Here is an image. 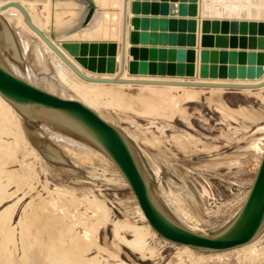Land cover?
<instances>
[{
  "label": "rangeland",
  "instance_id": "obj_1",
  "mask_svg": "<svg viewBox=\"0 0 264 264\" xmlns=\"http://www.w3.org/2000/svg\"><path fill=\"white\" fill-rule=\"evenodd\" d=\"M72 1L78 4V15H74V12H67L62 15L61 21L55 20V22L57 21V24L54 22L56 25L51 24L52 21H50L52 20L50 18L51 8L48 11L42 3H34L36 8L33 6L34 11L32 10L36 17L39 15L42 18L41 22L44 23V27L47 21H50L46 25L45 30L47 31L48 29L49 33L59 39L63 38V46L69 51L75 49L78 43L67 41V39L75 35L79 28L88 23V19L90 20L92 14L91 11L94 8V5L89 0ZM139 1L142 2L143 0ZM143 2H148L151 5L156 4L157 7L164 3L172 13L168 15H143L144 17L158 19L151 31H149L150 29L143 30L141 38L143 39L145 34L146 36L152 35L151 39H155V43L151 42L149 45L157 48L161 47L164 50L163 66L166 67L168 65L167 67L171 68L174 66L175 68L179 66H183L182 68L199 67L198 71L193 70L191 74H176L175 76L177 77H185L184 75H186L185 78L187 79L200 78L206 80L219 77V73L215 70H213V73L212 71L211 73L207 71V76H200L202 68L200 65L203 64L200 61L201 53L204 49L209 52H217V58L220 57L219 59H225L226 56H222L224 51L235 50L240 53L239 64L237 63L236 65H250L245 62V54L243 53L248 48L249 50L251 48L248 45H242V42L245 40L248 44L253 39L264 36L244 33L240 28L237 32L234 30L236 23H239V25L247 24L248 29L253 22L264 23V19H261V16H257V19H251L249 15H242L244 7L249 8L248 11H250V7L254 5L251 0H219V2L217 0H144ZM259 2L262 3L263 0ZM259 2L252 7L255 8V13H262L264 10L262 8L263 5ZM180 3H185V7L181 8L185 12L182 16L177 15V13L180 14L179 7L182 6ZM219 5L224 6V9L221 10ZM235 8L239 9V14L236 16L233 15ZM41 12L43 14H40ZM99 13L104 12L100 11ZM209 13L212 15L205 16ZM40 17L37 18L41 20ZM47 18L49 19L46 21ZM181 20L184 21L182 22ZM213 20H218L219 23H225V25L228 23L227 31H218L216 26H214L216 32L209 30L210 24L208 25V23ZM174 21L177 22L172 25L171 23ZM8 26L15 37L19 52H21L23 61L17 63L19 64V74L21 77L23 76L22 78H26L25 80L30 83L61 97L86 102L85 96H81L78 91L73 89L74 87H71L77 85L78 82L74 83L75 81L72 78L67 77L73 82L68 79V84L62 83L58 75V71H61L60 67L56 65L54 58L43 47L39 48V41L31 32L15 22L8 23ZM204 31H208V33ZM251 32L253 31L250 30ZM146 36L145 38H147ZM210 38L213 41L212 45L207 44ZM218 38H221L220 40L222 41L226 40L228 42L227 47H219L217 44H221L222 41L218 43ZM25 41L30 43L29 50L22 48ZM236 42L237 45L234 46ZM39 49L45 56L46 64H43V61L40 63L38 59L36 50ZM94 49L95 45L86 42L85 44H79L73 55L85 67L93 68L91 64L93 61L97 62L99 61L98 58L109 57V54L103 55L105 52L98 50L97 47V51ZM100 52L102 53L101 55ZM258 52L264 54V47ZM220 53L221 55H219ZM82 58L84 61L80 60ZM210 59L214 58L211 57ZM219 62L216 63L218 67ZM197 64L200 65L197 66ZM205 64L212 65L210 61L205 62ZM221 64L223 63L221 62ZM217 66L213 68H218ZM105 87L108 92H104L107 90L102 89V87H98L99 89L94 87L93 89V91H98V93L103 92L101 95H104V97L102 95L101 98L99 97L100 99H97L100 105L98 102V104L95 103L98 106L97 108L95 106V109L124 134L136 154L138 153L136 156L139 162L142 160L141 163L145 164L146 170L148 169L147 171L150 174L149 184L154 191H158L157 194L159 193V201L163 209L175 221L180 222V224L183 222L181 225L186 228H195L196 232L208 235L219 231L222 226L236 215L242 206L264 152V90L255 92L220 90L215 91V93L204 90L203 93L200 91V98L190 101H180L177 97L181 91L173 90L167 93L165 96L167 99L156 100L157 106L155 101V104L152 105V107L154 106L152 110H155L151 113L152 111L147 112L143 105L146 102L149 104V101H151L149 96L154 95V91L152 93L149 89L146 90V88L140 87H124L123 89H116V87L113 89L111 86ZM88 88L92 89L93 86ZM110 88L112 89L110 90ZM113 90L117 91L114 92ZM118 91H121L119 92L121 93L120 95L117 93ZM112 92L115 94H112ZM106 93L107 95L105 96ZM116 95L117 97H115ZM118 95L122 97L120 101L114 99L118 98ZM111 97H114L113 104ZM130 98L133 101H130ZM124 100L126 104L128 103L127 105L130 104L129 101L131 102L130 107L124 104ZM115 102L116 104L119 102L122 104L116 105ZM21 118L25 134L31 145L38 147L37 143L39 142H34V138L31 136L38 135L41 140H44L45 136L42 127L46 123L39 119L28 120L23 116ZM60 132L85 145L88 144L91 149L102 152L93 142L86 140L78 133H68L64 130H60ZM55 146L59 147L57 143H55ZM27 147L28 150L18 149L16 156L7 160L6 169L13 174L15 173L14 178H16L13 180L19 184L13 183L10 185L9 191H16V194L13 198L0 205V212H2L9 204L13 205V203L15 204L20 200L11 223V226L15 227L14 240L17 244L15 241L14 243L15 246L18 245L17 254L19 257L24 255V247L27 244L24 239L27 234H30L32 252L34 244L40 242L38 252L36 250L34 253L36 255H39V252L45 253L41 264L51 262V259H56L54 257L57 255L59 256H57L59 264H63L60 262L61 258L64 259V256H66L68 262L71 260L70 258H73V255L75 257L78 256L75 255L77 252H79V256L77 259L71 260L72 263L74 262L73 264H76L75 262L81 264L82 261L85 262L86 260V264H90L91 259L95 261V264H264V229L260 233V239L251 249L231 250L206 258L198 255H209V253L214 252L204 250L202 252L196 249H194V252H192L193 250L184 251L181 245L171 243L161 238L158 234L152 233L148 236V243L154 251L151 253L147 251V254H145L147 257H145L141 251L127 246L125 239H134L131 226L137 225L145 228L150 226L144 218L130 187L122 180L119 170L110 159H105L93 153L94 150L82 152L83 159H79L67 152V150L61 149L67 162L52 163L37 158L33 154L30 144H27ZM89 154L91 155L89 156ZM32 167L35 173L30 175V168ZM156 170L158 171L157 174L155 173ZM17 173L21 177L29 176L30 181H17L21 178ZM16 175L20 178H17ZM7 181L8 179L4 177L3 182L6 183ZM31 183L35 184V186ZM60 188L64 189L66 194H63V190ZM26 193L29 194L27 195ZM61 194L65 197H62ZM97 200L104 201L107 205L110 219L106 224L101 223L102 221H100V224L99 220L96 219L95 212L92 210V207L95 210V206L99 202ZM35 216L39 217H37L38 220ZM116 222L121 227L118 235L114 234ZM93 223L95 224L94 227L92 226ZM91 227L98 232L91 230ZM88 228L91 231V236L87 238L85 231ZM22 229L24 232H22ZM36 231L40 233V236ZM24 233L27 234L25 235ZM119 235L123 236L119 237ZM2 236H4V233L0 235V237ZM35 236L40 241L34 239ZM93 236L97 240L95 238L91 239ZM78 238H80L79 242H77ZM75 241L78 244L84 245L86 243L87 245H80V248L77 245L78 248L76 249ZM31 249H27L26 252L31 251ZM40 249L41 251H39ZM84 250L86 251L83 252ZM72 253L73 255H71ZM48 255L51 259L47 258ZM60 256L62 257L60 258ZM71 261L68 263L64 262V264H72Z\"/></svg>",
  "mask_w": 264,
  "mask_h": 264
},
{
  "label": "bare ground",
  "instance_id": "obj_2",
  "mask_svg": "<svg viewBox=\"0 0 264 264\" xmlns=\"http://www.w3.org/2000/svg\"><path fill=\"white\" fill-rule=\"evenodd\" d=\"M8 1H17L22 6H24L26 11L30 15L31 21L38 28H40V30H42L46 34V36L63 52V54L69 60H71L78 67V69L81 72H83L87 76H91V77H95V78L111 79L118 73L119 63H120V43H121L123 0H89L94 5L93 11H91L92 14H91L90 20L88 19V23L85 26H83L82 28H79L78 32L75 35H73L72 37H69L67 39V41H70V42H74V41L77 42L78 45L79 44H85L86 42L92 43L93 45H95V49L97 47L98 50L105 52V54L103 53V55L109 54V57L107 56L108 58H105V57L101 58V59L98 58L99 61H97V62L93 61L91 63L93 68L85 67L74 55H72V53L69 50H66V48L63 46V43H62L64 41L63 38L59 39L56 36H54L53 34L49 33L48 29H47V31L45 30L46 25L49 24L48 22L52 21L51 24L52 23L54 24L55 20L62 19V15L67 13V12H74V15L77 16L78 13H79L78 12L79 10L77 8V6H78L77 3H75L72 0H70V1L69 0H0V6L2 4H5ZM135 1L136 0H128L127 23H126V38H125L126 58H125L124 71L120 75L121 79L139 78V79H142V80L212 82V83H218V84L231 83V84H243V85H253V84H257V83H259V82L264 80V54L262 52H258V50H261V48L264 47V36H263L264 35V23L253 22V23H251L249 25L250 27L248 29L247 24H240L239 25V23L235 22L237 24L235 26V28H234L235 32H237L238 29L240 28L242 30V32H244V33H249L251 35L259 34L260 36H263L262 38L258 37L256 39H253L248 44L246 43L245 40H244V42H242V45H248V47L251 48L250 51L256 52L257 59H256L255 64L246 65V66H239V65L230 66L228 63L227 64H221V61H220L218 63L219 67L217 66L218 68L214 69L215 71H217L219 73L218 74L219 77L217 79H212V80H206V79H200V78L187 79V78H185L186 75H184L185 77H179V76L177 77L175 75L176 74H183V73L191 74L193 72V70L194 71L195 70L198 71L199 67L198 68L197 67L196 68H187V67L186 68H182L183 66H179L178 65L179 66L178 68H175V66L171 68V67H167L168 65L166 67L163 66L162 62H163L164 54H165L164 50L161 49V47H159V46H158L159 48H157L155 46L149 45L151 42L155 43V39L154 40L151 39L152 35L146 36V34H145V36L147 38H145V36H144L145 39L141 38V34L143 33V30H145V29L149 30L150 29L149 31H151V28H153V26L156 25V23L158 22V19L154 18V17H146V16L144 17L143 15H140L141 16L140 19L142 20L141 24L137 28H135L134 24L132 23V17L135 16V15H133V13L131 12V4H132V2H135ZM217 1L219 2V0H217ZM245 1H248V0H245ZM251 1H252L251 3H253L254 5L250 7V11H248L249 8L244 7L242 15L243 16L249 15V17H251V19H257V16H259V17L261 16V19H264V10H263L262 13H260V12L259 13H255L256 12L255 8H252L256 4H258V2L261 1V0H251ZM34 3L35 4L42 3V5H44V8L48 9V11H50V8H51V11H50L51 12V14H50L51 17L50 18L52 20L49 21L48 20L49 18H47L46 21L47 20L48 21H47V24L45 25V27H44V23L41 22L42 18L38 15L39 13L36 14V15H38L37 17H40L41 20H39L35 16V14H33V11H34L33 10V6L35 7ZM260 4L263 5V7L262 6L261 7L264 9V0ZM217 5H218V3H217ZM219 7H220L221 10L224 9L223 8L224 6L222 7V6L219 5ZM76 8H77V10H76ZM96 10H97V12H96ZM48 11H46V12L50 13ZM100 11H103L104 13L100 14L99 13ZM248 12H249V14H248ZM40 14H43V13L41 12ZM238 14H239V9L235 8V10L233 12V15L236 16ZM207 15L211 16L212 14L209 13V14H206L205 16H207ZM215 17H219V16H215ZM70 19H72V17H70ZM156 20H157V22H156ZM14 22L16 24H18V25H21L23 28H25L29 32H31L37 38V40L39 41V44H38V46L40 45L39 48L43 47L54 58L53 60L56 61V65H58V67H60V69H61V71H58V69H57V71H58L59 78H60V80L62 81L63 84H68L67 82L69 80H71L69 78H72V80L75 81L74 83L78 82L77 85H74V86H71V87H74L73 89L78 91L79 94H81V96L82 95L85 96L84 99H85L86 102H82V101L81 102L84 103L85 105L89 106L90 108H92L98 114H99V112L95 109V106H96V108L98 107L97 104L99 102H98L97 99L99 97L101 98V96L103 95V94L101 95V93H103V92L98 93V91L97 92L95 90L93 91L94 87L96 89L98 87L99 88L102 87V89L103 88L106 89L105 86H109V87L111 86V87H113V89H114V87H116V89L117 88L118 89L119 88L123 89L124 87H130V88L140 87V88H146V90L149 89L152 93H154V92L155 93H154V95H151V93L149 91V93L151 95V96H149V99H151V101H149V104H147L148 102H146V104L143 105V108L147 112L151 110L152 111L151 113H153L154 110H155V109L152 110V108L154 107V106L152 107V105L155 104V101L156 100L158 101V99H161V98L164 99L165 96L167 95V93H170L173 90L181 91L180 95L178 94L179 96L177 97V99H179L180 101H182V100L183 101H190V100H195L197 98H200V95H201L200 91H202V93H203L204 90L211 91L212 93L213 92L215 93V91H220V90H235V91H242V92L243 91L255 92V91L264 90V86L256 88V89H251V88L228 89V88H224V87H200V86H184V85H163V84L158 85V84H131V83H112V82H87V81L81 79L78 75H76L75 72L69 66H67L64 63V61L61 58H59L58 55L36 33H34L25 24V22L23 20V15L21 14V12L16 7H9L7 9H5V10L0 11V63L3 66H5L8 70H10L11 72L15 73L18 76H20V74H19L20 68H19V64L17 62H20V61H23V60H22V57H21V52H19L15 37L12 34V31L10 30V27L8 26V23H14ZM176 22L177 21H174L171 24L174 25ZM241 23H243V22H241ZM56 24H54V25H56ZM58 26H60V25H58ZM216 28H217V26H216ZM250 30H252L253 32L250 33ZM135 31L139 32L140 37H138V40L141 43L137 42V40H136L137 37H135V35L133 34ZM225 31H227V30H225ZM220 39L221 38H218V43L220 41H222ZM234 39H236V38H234ZM211 40L212 39L210 38L209 41L207 42V44L209 43V44L212 45L213 41H211ZM27 41L23 42L24 43V45H23L24 47H22V48H24V50H27V49L29 50L30 43H28ZM159 41H163V40H159ZM227 44H228V42L226 40H223L221 44L219 43L217 45L219 47H227L226 46ZM236 45H237V42H236V44L234 46H236ZM34 48H36V47H34ZM252 48H254V49H252ZM97 49H96V51H97ZM228 51L229 50L224 51L223 53L221 52L222 56L223 55L225 56ZM247 51H249V48H248ZM26 52H24V53H26ZM246 52L243 53V54H246ZM24 53H23V55H24ZM36 53L38 55V59H39L40 63L43 61L42 63L46 64L45 63V56L41 52V49L36 50ZM221 53L219 55H221ZM101 54L102 53L100 52V55ZM186 54H188V53H186ZM238 54L240 55V53H238ZM243 54H242V56H243ZM177 55H178V53H177ZM188 58H189V56H188ZM199 65L200 64H197V66H199ZM210 66H211V64H210ZM26 69H28V68H26ZM209 69H211V68H209ZM28 71H29V69H28ZM195 75H196V73H195ZM67 77H69V78H67ZM51 84H53V83H51ZM50 86H52V85H50ZM89 86H90V88H91V86H93V88L89 89L88 88ZM62 88H63V86H62ZM63 89H65V87ZM111 89L112 88H110V90ZM116 91L117 90H115L114 92H116ZM104 92H108V90L104 91ZM114 92H112V94ZM119 92H121V91H118L117 93H119ZM143 92H145V90H143ZM120 94L121 93H119V95ZM106 95H107V93L105 94V96ZM119 95H118V98L111 97L112 104L114 103L113 102L114 101L113 98L116 101H120V99H122V97L119 96ZM103 97H104V95H103ZM115 97H117V95ZM119 97H121V98H119ZM147 98H148V96H147ZM123 99H125V98H123ZM126 99H128V98H126ZM165 99H167V98H165ZM129 100L133 101L131 98ZM130 101H129V103L131 104ZM142 101H144V100H142ZM157 101H156V104H155L156 106H157ZM164 101H166V100H164ZM95 103H97V104L95 105ZM119 103H121V102H119ZM119 103H117V104H119ZM141 103H144V102H141ZM115 104H116V102H115ZM124 104H126L125 100H124ZM127 104H126V106L130 107V104L129 105H127ZM99 105H100V103H99ZM111 106H114V105H111ZM122 107H124V105H122ZM158 107H159V104H158ZM99 115L102 117L101 114H99ZM22 116L27 118L28 120H38L39 119L43 123L44 122L46 123L44 125V127H42L43 131H44V136H45L44 140H41L38 135L31 136L32 138H34V142H36V143L39 142V143H37L38 147L36 145H31L29 139L27 138V136L25 134L24 127H23V124H22V118H21ZM102 118L105 119L104 117H102ZM60 130L61 131L64 130L65 132H68V133L71 132V133H78L79 134L78 127L74 123H71L67 119H65L62 116H60L59 114L53 113V112H51L49 110H46V109L38 107V106H17V105H13L10 102H8L4 97H2L0 95V205L3 202L13 198V196L16 194V191H14V192H10L9 191L10 185H12L13 183L17 184L16 181L13 180V179L16 178V177L14 178V176H15L14 174L15 173L13 174L12 172H10V170H7L6 169V165H8L7 164L8 163L7 162L8 159H10L11 157H15L16 156L18 149L23 148L25 150H28L27 144H30V148H31L33 154H35V156L37 158H39L41 160H47V161L52 162V163H62L64 161H66V159L64 158V156L62 154L63 150L61 152V149L67 150V152L71 153L73 156H75V157H77L79 159H83L82 158V154H83L82 152L87 151V150H89V151H93L94 150V149H91L90 147H88V144H86L87 145L86 146L85 144L81 143L80 141H77V140L73 139L72 137H70V136H68V135H66L64 133H61ZM83 135H82V137H84L86 140H89L86 135L85 136L87 138L85 136H83ZM42 137H43V135H42ZM10 138H11V140H10ZM55 143H57L59 145V147L55 146ZM129 144H130V142H129ZM130 147H131V149H132V151L134 153V156L136 157V160L138 162V165H139V168H140L142 174L144 175V177L146 178V181L149 184L150 183V174L147 171L148 169L146 170V168L144 167L145 164L143 165V163H141L142 160H141V162H139V160H138V158L136 156L138 153L136 154V152H135V150H134V148H133V146L131 144H130ZM40 148H41V150H39ZM93 153L98 154V155H100L101 157H103L105 159L108 158V160H109V157L103 151L100 152L98 150H94ZM90 155L91 154H89V156ZM139 158H140V156H139ZM30 169H31L30 170V175L35 173V171L33 172V167L30 168ZM155 173L157 174L158 171L156 170ZM17 175H18V173H17ZM119 175L122 178V180L125 181V179L123 178V176L121 175L120 172H119ZM18 176H20V175H18ZM18 176H17V178L21 177V176L20 177H18ZM23 176H24V174H23ZM4 177H6V179H8V181L6 183L3 182V178ZM32 177H33V175H32ZM21 178H20V180H17V181H23V180L27 181V180H29V176L28 177L24 176V177H21ZM125 183H126V181H125ZM31 184L33 186H35V184H33V183H31ZM33 186H32V188H34ZM29 188H31V187H29ZM60 189H62V188H60ZM58 190H57V192L59 193L60 190L59 191ZM62 190H63L62 193L66 194V191H64V189H62ZM149 191H150V196L163 209V207H162V205H161V203L159 201V199H160L159 196H158L159 193L157 194L158 191H156V190L154 191V189L151 187L150 184H149ZM59 196H60V193H59ZM62 197H65V196L62 195ZM71 197H72V194H71ZM93 200H94V198H93ZM19 201L16 202L15 204L13 203V205L9 204V206L7 208H5L2 212H0V235L4 233V236L0 237V264H41V261L44 260L43 257L45 256V253L39 252V255H36V253H34V252H36V250L38 252L39 244H41L40 242L38 244L37 243L34 244L35 246L32 247V248H34L33 252H32V249L30 247V244H31L30 234L26 233L27 234L26 235L24 233L26 235L24 240L27 242V244L24 247V255L22 257H19L18 254H17V252H18L17 251V249H18L17 246L18 245L15 246L16 241L14 240L15 227H12L11 223L13 221V216H14L16 210H17L16 207H17V204L19 203ZM97 201H99V200H97ZM97 201H95V202L97 203ZM92 204H93V202H92ZM89 206H91V205H89ZM106 206L107 205L105 204L104 201H99L96 204V206H95V210L91 206L92 210L95 212V215L97 217V218L96 217L95 218L99 220V223H100V221H102L101 223L106 224L109 221V219H110L109 218V211H108ZM25 210H27V209H25ZM37 217L35 216L36 219H37ZM186 218H187V215H186ZM231 220L228 223H226L224 226H222V228H220V230L225 228L231 222ZM27 221H28V219H27ZM34 221H36V220H34ZM180 221H181V219H180ZM20 222H22V221H20ZM96 223L99 224L98 222H96ZM93 224H92V226L94 227L95 224L94 225ZM115 224H116V226H115V229H114V234L118 235L121 227L119 226V223L116 222ZM41 225H43V224H41ZM22 226H24V225H22ZM93 227H91L90 229L93 230L92 229ZM189 227H191V226H189ZM45 228L47 229V227H45ZM130 228H131V230H133L132 234L134 235V239L133 240H126L125 239L126 245L130 246L131 248L133 247L135 250L137 249L138 251H141L143 256H145V254H147L146 253L147 251H150V253L153 252L154 250L150 247V245L148 243V236L151 235L152 233L156 235V232H154L151 229V227L145 228V227H141V226H137L136 225V226H131ZM33 229H35V228H33ZM97 229H99V228L97 227ZM122 229H124V228H122ZM188 229H190V228H188ZM263 229H264V225L262 226L261 230L258 232L256 237L251 242H249V243H247L245 245L233 248V249H229V250L210 251V250H204V249L191 248V247L186 246V245H181V246L184 249V251L185 250L186 251H192L193 250L192 252H194V249H196V250H201V251L204 250V251L214 252V253H209V255L208 254H206V255H201V254L198 255L197 254L198 256H203L205 258L208 257V256L211 257V256H215V255H218V254H221V253L229 252L231 250L232 251L233 250H249L260 239V237H261L260 233L262 232ZM190 230L196 232L195 228L193 229L191 227ZM38 231H39V229H38ZM95 231H97V230H95ZM22 232H24L23 229H22ZM28 232H31V231H28ZM36 232H35V234H36ZM46 233H47V231H46ZM38 234L40 236V233H38ZM34 235H33V237H34ZM36 236H38V235H36ZM36 236H35L34 239H36L37 241H40V239H38V237L36 238ZM85 236L87 238L89 236H91V231L89 230V228L86 229ZM94 236L91 239L95 238ZM120 236H123V235H119V237ZM62 237H64V236H62ZM119 237L117 236V238H119ZM80 238H78L77 242H79ZM21 239H22V236H21ZM74 240H76V239L74 238ZM95 240H97V238H95ZM14 241H15V243H14ZM81 241H82V239H81ZM73 242H72V244H73ZM77 242H76V249L78 248L77 245H79V248L81 247L80 245H82L81 243L78 244ZM64 243H66V242H64ZM87 243H88V241H87ZM84 245L86 246L87 244L85 243ZM84 245H82V246H84ZM91 245H92V243H91ZM31 246H32V244H31ZM88 246H89V244H88ZM96 246H98V244H96ZM63 247H65V246L63 245ZM73 247H75V246H73ZM27 249L28 250L31 249V251L26 252ZM88 249H89V247H88ZM101 249H102V247H101ZM86 250H84L83 252H85ZM39 251H41V249ZM74 251H75V249H74ZM252 251H250V252L252 253ZM152 254H154V253H152ZM71 255H73V253ZM75 255L79 256V252H77V254L75 253ZM57 256L54 257L56 259H53V258L51 259V258H49V255H48L47 258L51 259V262L49 261V263L47 262V264H59V260H57ZM63 256H64V254H63ZM78 256L75 257L73 255L72 256L73 258H70V257L69 258L71 260H74V259H77ZM61 257L62 256H60V258ZM145 257H147V256H145ZM49 259H47V260H49ZM67 259L68 258H66V256H64V259L61 258L60 262L64 264V262L68 263V262L71 261L69 259L70 261L67 262ZM92 261H94V260L91 259V262ZM86 262H87V260L85 262L82 261L81 264H83V263L86 264ZM91 262H90V264H91ZM71 263H72V261H71ZM75 263L78 264L77 262H75ZM93 264H95V261H94Z\"/></svg>",
  "mask_w": 264,
  "mask_h": 264
},
{
  "label": "water",
  "instance_id": "obj_3",
  "mask_svg": "<svg viewBox=\"0 0 264 264\" xmlns=\"http://www.w3.org/2000/svg\"><path fill=\"white\" fill-rule=\"evenodd\" d=\"M144 1V0H143ZM140 2L136 0L131 4V12L135 15L132 17V23L135 28L141 24L140 14H172L166 4L157 7L156 4L148 2ZM185 1V0H180ZM179 13L184 15L181 8L185 3H180ZM9 7H16L23 15L25 24L36 33L64 63L69 66L76 75L87 82H112V83H131V84H158V85H184V86H200V87H224L228 89L251 88L256 89L264 86V80L253 85L243 84H218L212 82H191V81H159V80H142L139 78L121 79L120 75L125 68L126 58V23L128 0H123L122 7V27H121V43H120V63L118 73L111 79L95 78L87 76L81 72L78 67L69 60L63 52L40 30L30 18V15L19 2L8 1L0 6V11ZM185 9V8H184ZM182 22L184 20H181ZM213 20L209 30L216 32L214 26L218 27V31L226 32L227 24L216 22ZM136 30V29H135ZM182 30V29H180ZM208 30V31H209ZM208 31H204L208 33ZM259 32V31H258ZM137 42L140 34L138 31L133 33ZM75 49L70 50L72 55ZM96 51V49H94ZM201 53V71L200 76H207L208 72L213 73L217 66V62L228 63L230 66L238 63L239 54L235 50L226 53L225 59L217 58V52H209L207 49ZM214 59H210V58ZM217 58V59H216ZM257 54L254 51H247L245 54V62L247 64H255ZM82 61V59H80ZM210 61L211 66L205 64ZM81 62V61H80ZM82 63V62H81ZM208 68H211L209 71ZM208 71V72H207ZM0 95L8 102L17 106H38L59 114L78 127L79 134L87 136L98 148H100L114 163L119 170L127 185L130 187L136 202L142 211L146 221L151 229L161 238L177 244L186 245L191 248L204 249L210 251H223L233 249L251 242L264 225V152L262 154L259 166L256 170L252 184L248 194L234 216L231 222L223 229L214 234H203L192 231L179 222L175 221L164 209H162L150 196L149 184L142 174L136 157L130 147V144L124 134L114 125L103 119L96 111L85 105L79 100L61 97L57 94L44 90L24 78L16 75L8 70L0 63ZM85 136V137H86ZM86 137V138H87Z\"/></svg>",
  "mask_w": 264,
  "mask_h": 264
}]
</instances>
